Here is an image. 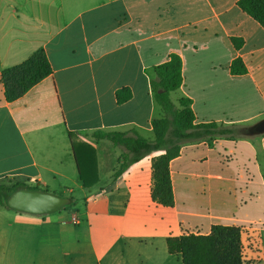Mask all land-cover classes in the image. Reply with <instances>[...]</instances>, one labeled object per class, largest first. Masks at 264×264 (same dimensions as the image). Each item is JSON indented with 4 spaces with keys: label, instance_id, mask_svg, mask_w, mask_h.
<instances>
[{
    "label": "crops",
    "instance_id": "crops-1",
    "mask_svg": "<svg viewBox=\"0 0 264 264\" xmlns=\"http://www.w3.org/2000/svg\"><path fill=\"white\" fill-rule=\"evenodd\" d=\"M239 2L0 0V180L56 185L76 197L70 213L46 216L0 204V264H183L168 238L209 234L217 224L241 227L244 264H264V134L184 145L171 161L174 207L152 197L153 158L163 151L115 178L123 148L94 136L155 137L153 119L164 111L151 75L173 53L183 59L184 83L171 99H191L197 124L250 130L264 119V27ZM40 48L52 75L7 101L2 71ZM236 58L246 74L232 73ZM123 88L132 97L119 103ZM71 132L97 151L100 181L90 189ZM240 145L249 151L244 162Z\"/></svg>",
    "mask_w": 264,
    "mask_h": 264
},
{
    "label": "trees",
    "instance_id": "trees-1",
    "mask_svg": "<svg viewBox=\"0 0 264 264\" xmlns=\"http://www.w3.org/2000/svg\"><path fill=\"white\" fill-rule=\"evenodd\" d=\"M239 5L264 27V0H240ZM237 46L242 41L234 39ZM235 75H243L248 68L242 58H236L231 66ZM53 73V68L44 48L38 49L24 62L2 71L7 101L14 102ZM184 83L183 59L173 53L170 59L154 68L151 86L155 102L164 111V116L153 119V139L135 132L97 131V140L107 139L116 147L123 148L119 166L114 177H120L132 164L158 151L162 154L153 158V200L167 207L175 206V195L171 175V161L180 156L184 145L200 141L210 144L219 138L237 139L247 134L240 125H226L216 121L196 123L192 100L182 98L179 104L171 99V93ZM132 92L123 88L117 92V100L124 103L131 99ZM77 161L79 178L84 188L90 189L100 181V169L95 147L89 143L74 142L70 133ZM20 187L40 189L19 180H0V204L6 208V198ZM72 205L76 197L70 195ZM168 248L173 254L182 256L183 264H244L242 228L236 225H213L209 234H187L168 238Z\"/></svg>",
    "mask_w": 264,
    "mask_h": 264
},
{
    "label": "water",
    "instance_id": "water-1",
    "mask_svg": "<svg viewBox=\"0 0 264 264\" xmlns=\"http://www.w3.org/2000/svg\"><path fill=\"white\" fill-rule=\"evenodd\" d=\"M251 134H264V119L250 128ZM71 203L68 196L59 195L42 189L20 187L6 198V205L14 211L46 216L62 211Z\"/></svg>",
    "mask_w": 264,
    "mask_h": 264
},
{
    "label": "rangeland",
    "instance_id": "rangeland-1",
    "mask_svg": "<svg viewBox=\"0 0 264 264\" xmlns=\"http://www.w3.org/2000/svg\"><path fill=\"white\" fill-rule=\"evenodd\" d=\"M248 134H246V135H243V136H240L241 138H251V137H254V136H256V134H251L250 133V131H249V129L247 128V131H246ZM258 135V134H257ZM260 136L261 135H263V134H259ZM258 135V136H259ZM257 138H259V137H257ZM240 146H242V145H240ZM243 147V148H242ZM241 147V149H240V153L239 152H237V161H239V162H242V160H243V162H244V159H243V155H242V153H244L245 155H246V151H248L247 150V148L245 147V146H242ZM249 152V151H248ZM5 181H10L9 179H6ZM40 189H42V190H47V191H49V192H52V193H56V194H59V195H63L62 194V192H60L59 190H58V188H57V186L56 185H50V186H40ZM64 196H68V197H70V194H64ZM73 206H72V203H70V205L69 206H67L65 209H63L61 212H65V213H70L71 212V208H72ZM257 208L259 209V212L260 213H262V211H264V193L263 194H261L260 196H259V198L257 199Z\"/></svg>",
    "mask_w": 264,
    "mask_h": 264
},
{
    "label": "built area",
    "instance_id": "built-area-1",
    "mask_svg": "<svg viewBox=\"0 0 264 264\" xmlns=\"http://www.w3.org/2000/svg\"><path fill=\"white\" fill-rule=\"evenodd\" d=\"M72 221L75 224L81 223L80 220H79V218H77V217H74Z\"/></svg>",
    "mask_w": 264,
    "mask_h": 264
}]
</instances>
